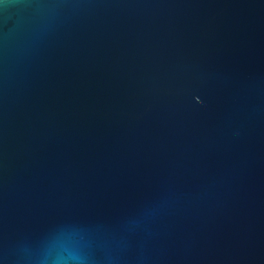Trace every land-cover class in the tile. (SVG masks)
Segmentation results:
<instances>
[{
    "label": "water",
    "instance_id": "obj_1",
    "mask_svg": "<svg viewBox=\"0 0 264 264\" xmlns=\"http://www.w3.org/2000/svg\"><path fill=\"white\" fill-rule=\"evenodd\" d=\"M0 264H264V0H0Z\"/></svg>",
    "mask_w": 264,
    "mask_h": 264
}]
</instances>
